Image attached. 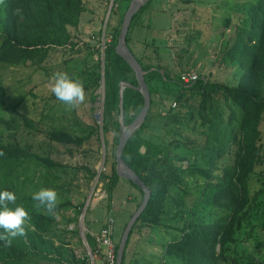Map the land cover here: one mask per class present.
Wrapping results in <instances>:
<instances>
[{
    "label": "rangeland",
    "instance_id": "374dc122",
    "mask_svg": "<svg viewBox=\"0 0 264 264\" xmlns=\"http://www.w3.org/2000/svg\"><path fill=\"white\" fill-rule=\"evenodd\" d=\"M130 1L121 4V13L109 15L107 22L110 31L118 27L120 14L125 15ZM253 1L152 0L148 10L139 15L134 23L129 34L128 46L143 66H158L170 72L174 79L181 72L193 71L206 81L229 87L236 86L240 70L231 64L218 62L220 39L234 38V31L239 23L235 8ZM83 5L84 12L81 14L78 27L69 28L71 42L76 44L73 49L67 46L50 51L40 65L0 66V77L6 92V104L0 115L5 120H12L15 123L11 130L0 128V142L5 144L15 139L20 147H30L36 155L47 158L59 166L45 169L29 162L18 170L15 167L3 169L2 174L16 182L23 195H32L40 188H51L57 192V203L63 201L71 203L70 208L55 212L53 215L55 222L52 234L50 238L45 236L52 243L49 249L51 255H57L56 250H59L64 256L71 254L77 260L87 257L89 264H101L102 255L96 254V250L92 252L85 238L89 248L87 250L78 228L85 206L82 222L84 235L96 231L109 216H112L115 222L113 242L118 245L143 196L131 187L127 180L120 178L110 201L107 199V186L112 172L116 171L115 154L118 141L115 140V134L110 132L106 135L105 146V138L100 130L92 132V126L98 125L96 115L101 110L99 91L102 79L96 88L87 85L93 83L98 74H102L103 44L106 42L103 29L109 4L99 0H83ZM227 19L229 24L225 26L224 22ZM58 71L68 72L83 81L85 99L82 103L72 107L56 100L50 91L49 77ZM134 75L128 74V78ZM120 85L123 86V90L125 86H129L126 83ZM176 85L171 83L156 86L155 103L148 121L145 122L144 119L142 122L146 127L141 137L145 142L163 147L171 155L185 159V161L177 159L176 165L182 164L184 167L195 165L205 169L212 161L206 156L205 151L206 143L211 142L212 137L204 120L206 115L198 114L199 96L181 92L180 85L177 83ZM181 94L183 99L179 104L175 98ZM173 104L176 106L173 107ZM218 104L225 109V119L230 113L234 115L235 124L239 112L235 109L228 110L227 102L222 97ZM115 120L119 122L120 129V115ZM259 129L260 145L264 152V116ZM50 132H62L81 138L83 144L80 147L73 144H58L49 139ZM103 149L104 163L101 166ZM144 151L145 148L142 146L141 154ZM233 159V154L225 155L224 160L216 161L215 166L227 170V167L232 166ZM262 169L260 167L257 172ZM202 188L203 181L200 178H186L183 185L170 189L165 205V217L172 220L160 226L147 227L149 232L147 231L146 237L151 239L156 235L154 243L159 244L157 245L158 250H161L160 254L162 247L175 237L176 229L183 226L189 215L196 214L204 223L227 221L230 210L205 207L201 204ZM249 188L251 197L263 188L259 174L252 175ZM176 201L181 203L180 208ZM41 213L46 216L45 210H41ZM72 218L76 219V224L67 222ZM255 223L264 225L262 206L255 212ZM136 233L135 229L131 236L132 241ZM148 242L152 241L145 240V243ZM155 245L147 247L145 252H137L133 256V261H129L132 259V246H129L126 264L134 262L152 264L144 255L153 253ZM239 249H243L248 256L255 257L259 264H264V231L255 228L252 238L248 239L244 234L241 235ZM88 251L92 254V262L89 260ZM158 256L160 259L154 256L156 263L165 264L163 257ZM26 264L65 263L33 260Z\"/></svg>",
    "mask_w": 264,
    "mask_h": 264
},
{
    "label": "trees",
    "instance_id": "16d2710c",
    "mask_svg": "<svg viewBox=\"0 0 264 264\" xmlns=\"http://www.w3.org/2000/svg\"><path fill=\"white\" fill-rule=\"evenodd\" d=\"M99 1L109 4L110 0ZM151 1L132 18L126 36L127 46L134 23L139 15L148 10ZM126 2L129 3V0H113L110 16L121 13L120 6ZM83 12V0H0V66L40 65L50 51L67 46L73 49L76 44L71 42L69 28L78 27ZM235 13L239 16V23L234 31V38L220 39L218 58L220 64H231L240 70L239 81L233 87L198 77L195 83L185 88L180 84L179 76L174 79L170 72L158 66H143L128 46L144 73L143 78L149 91L150 107L145 122L150 118L155 103L156 86L179 84L181 92L200 98L198 114L206 115V119H203L212 135L211 142L206 143L205 151L212 161L205 169L195 165H176L177 159H185L177 158L163 147L142 139L141 133L146 127L144 123L129 137L122 151V160L150 190V199L129 234L122 264H126L127 247L135 229L139 231L145 227H156L172 220L165 217L169 191L183 185L186 178H200L203 181L200 198L202 205L230 210V215L225 223H204L196 214L189 215L183 226L176 229L175 237L164 246L162 256L165 264H259L255 257L252 258L243 249H239V237L244 234L247 239L252 238L255 228L264 231L263 224L255 223V212L261 206L264 207V152L260 145L259 129L264 116V0L238 5ZM123 17V13L120 14L119 25L112 31L107 22L104 37L106 42L103 44L104 102L101 129L105 146L107 134L114 133L116 141L120 135L119 122L115 120L120 115L119 85H129L124 87L122 93V119L125 126L138 117L144 106L142 94L134 89L138 85L134 72L116 54ZM228 24L229 19L224 22L225 26ZM128 74L134 76L128 78ZM101 79V74H98L87 87H98ZM5 97L0 77V113L6 104ZM220 97L227 102L228 110L235 109L239 112L235 124L232 113L225 119V109L218 104ZM182 99V94L177 95L175 101L181 104ZM14 126L12 120H5L0 115V128L11 130ZM99 130V125L92 126V132ZM48 136L58 144L79 147L83 144V139L62 132H50ZM142 146L145 148L143 154L140 152ZM231 154L234 159L227 170L215 166L216 161H222L225 155ZM29 162L45 169L59 167L51 160L33 153L30 147H20L15 139L5 144L0 142V189L13 191L16 195L15 204L22 205L30 216L25 235L0 239V264H26L33 260L89 264L87 257L77 260L71 254L62 255L59 250H56L57 255L54 256L49 253L52 243L45 236L50 238L52 234L55 222L53 215L46 210V216L43 215V208L34 207L32 195H23L19 185L2 174L3 169L15 167L18 170ZM260 167L263 168L262 171L257 172ZM255 173L261 176L263 188L251 197L249 182ZM119 180L116 171H113L107 186L109 201ZM126 182L143 196V192L131 181ZM176 202L180 208L181 203ZM70 207L69 201H63L57 203L55 212ZM80 213L78 207V214ZM67 222L76 224L77 221L72 218ZM0 234H3V229H0ZM85 238L94 252L96 248L93 238L88 234ZM40 242L42 245H39ZM117 249L118 245L116 252Z\"/></svg>",
    "mask_w": 264,
    "mask_h": 264
},
{
    "label": "water",
    "instance_id": "95a60500",
    "mask_svg": "<svg viewBox=\"0 0 264 264\" xmlns=\"http://www.w3.org/2000/svg\"><path fill=\"white\" fill-rule=\"evenodd\" d=\"M148 1L149 0H142L141 2H139V0H131L130 1L128 9H127V11L123 17V21H122V25H121V29H120V33H119V37H118V43L116 46V54L118 56H120L130 66V68L134 72L135 77H136L137 82H138V87L136 90L138 92H140L144 98V106H143V109L141 110L140 114L138 115V117L130 125L124 126L123 125V119H122L123 86L119 85L121 126H120V135L118 138V145H117L116 154H115L116 174L121 179L131 181L139 190H141L143 192V198H142L141 204L139 205V207L137 208L135 213L132 215L131 219L127 223V226H126V228L122 234V237L120 239V242L118 244V249L116 252V264H122L123 255H124V252L126 250V245H127V241L129 238V234H130L136 220L138 219L140 214L144 211V209L146 208V206L149 202V199H150V190L145 186V184L142 182V180L122 160V151L126 145L127 140L140 127V125L144 121V119L147 115L148 109H149V105H150L149 91H148V88L145 84L141 67H140L139 63L137 62V60L135 59V57L128 50L127 44H126V36H127L128 30H129L132 18L138 13L140 8L142 6H144ZM112 5H113V0H110L109 5H108L106 19L104 22L103 35L105 33V27H106L107 20L109 18L110 12H111ZM101 77H102V83H101V87H100V91H99V94L101 96V98H100L101 110H100V113L96 115V117H97V123L100 126V132L102 135L101 126H102V112H103V102H104L103 66H102ZM103 163H104V149H103V158H102L101 166L103 165ZM97 177H98V174H97ZM85 209H86V206H85L83 212L81 213V216L79 219V224H78L80 235H81L84 242H85V235H84L83 228H82V222H83V218H84ZM85 245H86L87 250H88L89 248H88L86 242H85ZM88 253H89V251H88Z\"/></svg>",
    "mask_w": 264,
    "mask_h": 264
},
{
    "label": "clouds",
    "instance_id": "9594fccd",
    "mask_svg": "<svg viewBox=\"0 0 264 264\" xmlns=\"http://www.w3.org/2000/svg\"><path fill=\"white\" fill-rule=\"evenodd\" d=\"M49 87L56 100L75 107L85 99L84 83L81 79L65 71H58L49 77ZM34 207L43 208L55 215L57 207V192L51 188H40L32 193ZM16 195L13 191L0 189V239L5 236L16 237L25 235V227L29 226L30 216L22 205H16ZM9 205H13L10 207Z\"/></svg>",
    "mask_w": 264,
    "mask_h": 264
},
{
    "label": "built area",
    "instance_id": "2783aa9c",
    "mask_svg": "<svg viewBox=\"0 0 264 264\" xmlns=\"http://www.w3.org/2000/svg\"><path fill=\"white\" fill-rule=\"evenodd\" d=\"M180 84L187 88L190 87L195 81H197L198 76L195 72H181L179 73ZM176 104H173L175 107ZM94 240L96 247V254H101V264H116V245L113 242L115 235V222L112 216L106 219L104 225L96 231L90 233ZM89 260L92 262L93 257L90 252L88 253ZM92 264V263H91Z\"/></svg>",
    "mask_w": 264,
    "mask_h": 264
},
{
    "label": "crops",
    "instance_id": "0c3cea01",
    "mask_svg": "<svg viewBox=\"0 0 264 264\" xmlns=\"http://www.w3.org/2000/svg\"><path fill=\"white\" fill-rule=\"evenodd\" d=\"M104 223H103V225H104ZM103 225H101L99 228H101ZM147 231L149 232V228H147V227L141 228V230L137 231V233L135 234V237L133 238V241H132V238H131V240L129 242V245L127 247V251H126L128 253L129 246H132V249H131L132 259L130 258L129 261L130 260L133 261V256H135L137 252H145V250H147V247H149L152 244L155 245L154 241H156V235H154V237H152L151 239H149V237H146ZM145 240H151L152 242L145 243ZM159 240H161V239H159ZM130 243H131V245H130ZM142 243H144V244H142ZM157 244L155 245L156 247L153 248V251H154L153 253L149 252V253H147V254L144 255V256H146V257H148L150 259V261H151L152 264H155L154 262H157L156 259H155V257L160 259V257L158 255H160V256L163 255L164 246L162 247L163 248L162 249V254H160L161 253L160 252L161 250L160 249L158 250V248H159L158 245L159 244L158 245ZM153 259H155V260H153ZM145 260H147V259H145ZM134 264H140V262H134ZM172 264H176V263H172Z\"/></svg>",
    "mask_w": 264,
    "mask_h": 264
},
{
    "label": "bare ground",
    "instance_id": "6f19581e",
    "mask_svg": "<svg viewBox=\"0 0 264 264\" xmlns=\"http://www.w3.org/2000/svg\"><path fill=\"white\" fill-rule=\"evenodd\" d=\"M142 0H139V2H141Z\"/></svg>",
    "mask_w": 264,
    "mask_h": 264
}]
</instances>
